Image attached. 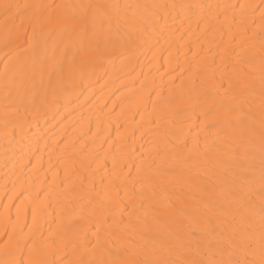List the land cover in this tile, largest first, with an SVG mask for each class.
<instances>
[{"label":"snow or ice","instance_id":"6c2138e0","mask_svg":"<svg viewBox=\"0 0 264 264\" xmlns=\"http://www.w3.org/2000/svg\"><path fill=\"white\" fill-rule=\"evenodd\" d=\"M120 7L118 4L97 3H0L5 18L3 35L0 37V50L4 52L5 61V136L8 135V124L19 117V105L27 102L37 111L47 107L58 91L66 90L63 88L66 76L71 79L87 63L106 55L110 46L115 47L121 41L132 45L144 39L147 30L137 24L135 16L129 18L126 13L121 15ZM136 7L150 11L160 8L191 10L203 6L154 4ZM225 7H238L240 16L239 19L233 16L229 23L231 39L217 53L223 65L219 85L214 84L212 89L197 88L193 81V86L187 92L182 88L167 97L158 96L153 101V113L149 115L148 123L154 129L158 130L162 126L168 129L162 133L163 156L159 145L156 146L155 156L161 157V164L155 166V173L163 170L162 165L166 163L164 157H170L178 166L182 161L183 166L189 168V175L196 169L194 174L197 177L215 178L213 184L186 181L201 194L190 211L186 210L183 197L175 194L177 203L184 206L175 209L181 219H178L175 228L167 230V238L160 239L158 235L149 237L147 233L151 229L147 226L146 218L139 214L145 207V197L150 192L154 193L156 186L155 176L146 174L144 160L141 159L134 166L135 174L132 165L121 163L117 170L114 162L112 173L101 178V188L97 190L93 183L89 190L90 197L95 200L88 201L92 213L99 214L93 233L95 244L90 240L87 244L82 243L81 236L76 234L72 237L71 252H68V243L60 246V241L66 240L68 236L62 213L53 221L55 229H50L47 235L34 214L32 226L25 224L19 231L13 225L9 232L8 223H5L4 239L0 241V264H264V0L260 6L259 31H252L245 22L246 10L252 5ZM32 9L43 11L30 13ZM17 15L28 20L30 35L24 26V19L19 25L15 24ZM163 19L166 22L167 16ZM9 21L12 27H9ZM159 22L160 17L157 16L156 23ZM57 34L81 38L76 53L72 54L67 64L64 59L69 55L67 45L60 59L56 58L58 46L54 37ZM50 39L53 40V46L51 55H48ZM257 44L261 51L258 130L251 113L244 110L254 95L255 71L252 60L243 55ZM49 62L51 71H48L49 81L45 85L44 74ZM38 65L40 79L37 82L35 71ZM215 74V69H212L213 80ZM198 75L205 76V72L200 71ZM53 77L56 79L55 85L52 84ZM26 79L31 80V88L21 91ZM220 88H224L225 96L218 98L215 93H219ZM13 92L19 104L11 99ZM197 119L200 128L191 137L189 147L185 128L190 130ZM222 140L231 141L233 145L230 161L221 158ZM257 141L260 153L258 192L247 176H242L239 183L233 180L237 168L244 172L251 167L243 165L253 157ZM241 151L243 155H237ZM134 152L135 149L132 150ZM148 167L151 169L152 165ZM255 195L259 197L258 207L252 203ZM169 206H172L171 200ZM213 209H216L215 213ZM214 219L225 224V228L221 231L212 229ZM141 223L145 225L144 230L140 229ZM25 228L28 229L27 234ZM37 232L39 237H36Z\"/></svg>","mask_w":264,"mask_h":264},{"label":"bare ground","instance_id":"6f19581e","mask_svg":"<svg viewBox=\"0 0 264 264\" xmlns=\"http://www.w3.org/2000/svg\"><path fill=\"white\" fill-rule=\"evenodd\" d=\"M5 2L14 5L118 4L121 6V15L126 13L129 18L135 16L137 24L147 31L144 39L137 40L132 45L121 41L115 47L110 46L106 55L87 63L71 79L66 76L63 85L66 90L58 91L56 98L47 107H41L37 111L27 102L19 105V117L8 124L7 136L4 135L6 122L3 112L7 103L4 87L5 61L4 52L0 50V241L4 239L6 222L9 232L13 225L19 231L25 224L32 226L35 214L38 223L43 226L42 231L47 235L50 229H55L53 221L62 213L68 227V236L66 240L60 241L61 247L68 243L66 251L71 252L72 237L76 234L81 236L82 243L87 244L90 240L95 244L93 233L96 231L99 214L92 213V206L88 201L95 200L90 197L89 190L93 183L97 190L101 188V178L112 173L114 162L117 170L121 163L132 165L135 174L134 166L141 159L145 162L146 174L155 176L156 186L154 193L150 192L145 197V207L139 214L146 218L147 226L151 229L147 233L149 237L158 235V238L166 239L167 230L175 228L178 219H181L175 209L184 206L177 203L175 194L183 197L186 210L190 211L201 194L186 181L213 184L215 178L197 177L194 174L196 169L189 175V168L184 167L182 161L178 166L170 157H164L166 163L162 165L161 172H154L155 166L161 164V157L155 156L156 146L159 145L163 156L162 133L168 129L162 126L156 130L148 123L149 115L153 113V101L158 96L167 97L182 88L187 92L193 86V81L197 88L212 89L214 84L218 86L222 79L223 65L221 56L217 53L231 39L229 23L233 16L237 19L240 16L238 7L233 9L225 6L252 5V8L246 10L245 22L252 31H259L262 0H0V3ZM154 4H190L203 7L191 10L160 8L150 11L136 7ZM129 5L132 7H126ZM41 11L43 10H29L30 13ZM157 16L160 17L159 23H156ZM164 16H167L166 22ZM22 19L30 35L31 26L27 19L17 15L15 24L19 25ZM4 24L5 18L0 9V37L3 35ZM8 24L9 27L13 26L11 21ZM232 28L235 31V25ZM54 39L58 46L57 60L65 45L68 46L69 55L64 58L67 64L72 54L76 53L81 38L75 35L61 37L57 34ZM52 46L53 40L50 39L48 55H51ZM243 55L252 60L255 71L254 95L244 110L251 113L258 130L259 44ZM212 69L216 73L214 80L211 78ZM48 71H51V62L44 74L45 85L49 81ZM200 71H204L205 76H199ZM11 74L10 65L9 75ZM35 78L37 82L40 79L39 65ZM55 83L56 79L53 77L52 84ZM226 87L225 79L224 88ZM30 88L31 80L26 79L21 91ZM224 88L215 93L218 98L225 96ZM49 98L52 99L51 96ZM11 99L19 104L15 92ZM199 128L198 119L190 130L185 128L189 136V147L191 137L195 136ZM220 145L221 158L230 161L233 155L231 141L222 140ZM237 155L242 156L243 152ZM149 165H152L151 169ZM248 165H251L248 171L241 172L237 168L233 180L239 183L242 176H247L258 192V141L253 157L245 161L243 166ZM252 203L258 207V195L253 196ZM212 211L215 213L216 209ZM144 227V223H141L140 229L144 230ZM211 228L221 231L225 224L214 219ZM24 231L25 234L28 233L27 228ZM36 237H39V232Z\"/></svg>","mask_w":264,"mask_h":264}]
</instances>
